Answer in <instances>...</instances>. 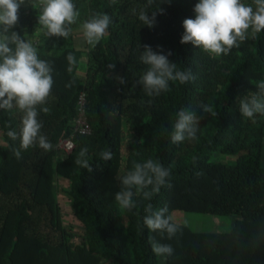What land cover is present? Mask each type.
<instances>
[{"label": "trees", "instance_id": "1", "mask_svg": "<svg viewBox=\"0 0 264 264\" xmlns=\"http://www.w3.org/2000/svg\"><path fill=\"white\" fill-rule=\"evenodd\" d=\"M30 1L20 6L14 31L52 68L51 94L39 106L49 111L38 107V120L53 148L21 149L20 139L12 140L7 132L19 133L23 113L0 109V264H264V116L257 114L253 123L238 108L239 99L264 81V30L227 55L215 56L180 43L182 21L194 18L198 0H73L79 16L71 31L94 14L112 18L108 34L95 45L86 42L83 52L70 35H39L46 31L39 23L41 5ZM154 11V26H144L141 12L151 17ZM144 45L170 51L168 59L180 70L190 68L194 79L170 81V91L148 96L136 86L148 68L140 60ZM82 58L85 72L79 77ZM80 92L86 96L91 133L76 136L72 153L56 160V144L71 132ZM201 104L212 105L217 117L202 114ZM181 108L195 111L200 126L195 139L173 144L170 133ZM84 147L91 172L75 163ZM109 149L112 158L103 161L100 153ZM215 151L234 156V162H211ZM149 158L170 168L171 187L154 193L151 201L133 189L136 207L125 210L115 200L119 177L132 170L134 161ZM57 179L68 184L72 213L84 229L81 243L63 226ZM148 203L154 210L167 206L178 226L171 239L143 224ZM188 213L236 218L228 232H194L183 221ZM152 241L170 244L173 254H155Z\"/></svg>", "mask_w": 264, "mask_h": 264}, {"label": "clouds", "instance_id": "2", "mask_svg": "<svg viewBox=\"0 0 264 264\" xmlns=\"http://www.w3.org/2000/svg\"><path fill=\"white\" fill-rule=\"evenodd\" d=\"M114 2V0H113ZM24 0H0V109L17 108L22 113L19 133L9 130L7 136L12 140L20 139V148L27 150L39 145L45 151H50L53 145L42 134V123L38 120V107L47 104L53 86L52 68L50 64L38 57L37 48L13 29L19 21V8ZM41 13L39 23L46 29L48 36L67 38L70 25L76 23L79 12L73 0H40ZM194 18L182 21L184 29L180 43H191L194 47L203 49L215 56L227 55L234 47L249 36L254 37L264 30V0H253L245 4L242 0H198L193 7ZM161 12V9H158ZM156 12L151 17L148 12H141L139 19L144 26H154ZM112 18L107 13L92 15L82 24L86 42L95 45L108 34ZM172 55L163 50L153 51L150 45H144L140 60L148 66L136 86H142L148 96H158L170 91L169 82L180 84L190 83L194 76L190 68L180 70L176 63L168 57ZM71 62L74 57H67ZM111 69L113 64H109ZM121 85L126 83L124 77H118ZM256 91H249L239 99L241 116L255 123V117L264 116V81L257 84ZM47 113V107H39ZM200 111L211 117H217L218 111L209 104H201ZM200 126V118L195 111L183 108L176 112V120L170 133L173 144L196 138ZM9 128L11 126L9 125ZM168 133V129L163 130ZM88 149L81 148L75 163L89 172L92 167L87 159ZM17 159L21 158L20 150H14ZM103 161L111 160V150L100 153ZM195 162V159H194ZM171 170L158 160L149 158L143 163L133 162L132 170L119 177L121 190L115 193V200L128 211L136 207L134 191L142 192L143 197L152 200L154 193H159L164 187H171L169 180ZM143 224L152 231L167 233L171 239L178 231V226L172 223V217L167 215L168 208L154 210L148 203L144 208ZM151 248L157 255L171 256L174 249L170 244L151 242Z\"/></svg>", "mask_w": 264, "mask_h": 264}, {"label": "rangeland", "instance_id": "3", "mask_svg": "<svg viewBox=\"0 0 264 264\" xmlns=\"http://www.w3.org/2000/svg\"><path fill=\"white\" fill-rule=\"evenodd\" d=\"M32 4L40 2V0H31ZM14 30V29H13ZM77 32L71 34L75 47L85 52L86 40L83 35L82 28L74 29ZM79 31V32H78ZM39 35L48 36L46 31L37 32ZM82 70H85V60L81 59L78 76L82 77ZM1 131H0V144H2ZM211 162H227L233 163L234 156L226 155L220 151H215L211 153ZM261 164L264 166V139L262 144V155ZM54 189L57 194L58 205L62 215V222L65 231L73 238L75 243H81L84 240V229L82 225L77 221L72 213L69 197L67 196L68 184L63 179H57L55 181ZM235 216H210L203 214L188 213L184 215L185 225L194 232H228L234 221ZM100 264H107L106 261H102Z\"/></svg>", "mask_w": 264, "mask_h": 264}, {"label": "built area", "instance_id": "4", "mask_svg": "<svg viewBox=\"0 0 264 264\" xmlns=\"http://www.w3.org/2000/svg\"><path fill=\"white\" fill-rule=\"evenodd\" d=\"M242 2H245V0H242ZM90 133L91 129L86 119V96L83 92H80L76 101V114L72 120L71 132L56 144V160H62L72 153L76 136H87Z\"/></svg>", "mask_w": 264, "mask_h": 264}, {"label": "crops", "instance_id": "5", "mask_svg": "<svg viewBox=\"0 0 264 264\" xmlns=\"http://www.w3.org/2000/svg\"><path fill=\"white\" fill-rule=\"evenodd\" d=\"M75 32H77V31L73 29L72 31H70V34H69V35L71 36V34L73 35V33H75ZM78 32H79V31H78ZM45 37H46V38H49L50 36H45ZM72 38H73V37H72ZM73 44H74V41H73ZM74 46H75V44H74ZM84 60H85V58H84ZM84 72H85V70H84V71L82 70V73H83V75H81L82 77L84 76Z\"/></svg>", "mask_w": 264, "mask_h": 264}]
</instances>
